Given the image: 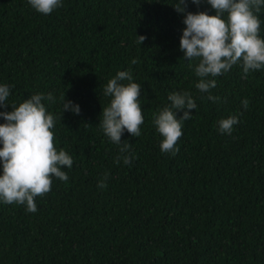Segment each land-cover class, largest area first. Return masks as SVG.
I'll list each match as a JSON object with an SVG mask.
<instances>
[{
    "label": "trees",
    "instance_id": "1",
    "mask_svg": "<svg viewBox=\"0 0 264 264\" xmlns=\"http://www.w3.org/2000/svg\"><path fill=\"white\" fill-rule=\"evenodd\" d=\"M176 3L62 0L43 15L27 0H0V84L11 89L0 111L52 93L56 103H44L56 117L55 144L73 158L62 169L68 181L53 177L36 212L0 202V264H264V69L244 78L234 66L210 90L220 102L208 100L179 48L186 25ZM186 11L215 14L206 0H189ZM260 19L264 38V8ZM127 70L141 85L144 116L139 137H121L132 145L129 165L115 162L119 146L99 127L104 87ZM185 90L197 107L179 151L162 153L152 114ZM64 94L78 115H62ZM232 114L240 122L220 133L217 121Z\"/></svg>",
    "mask_w": 264,
    "mask_h": 264
},
{
    "label": "clouds",
    "instance_id": "2",
    "mask_svg": "<svg viewBox=\"0 0 264 264\" xmlns=\"http://www.w3.org/2000/svg\"><path fill=\"white\" fill-rule=\"evenodd\" d=\"M189 0H177L172 6L184 14L183 29L179 48L188 61V67L199 78L195 84L201 93H209L208 100L220 102L219 96L211 95L210 90L217 86L216 77L229 72L234 66L242 69L244 78L250 71L264 69V38L261 37L260 14L264 0H206L215 14L206 11L187 12ZM202 0H191L199 6ZM38 13L51 14L62 6V0H27ZM141 45L145 36H137ZM195 62V63H193ZM133 65L138 59L131 61ZM126 82V83H125ZM10 86L0 84V108H7ZM104 95L110 98L102 109L99 127L104 135L119 146V155L125 165L132 161L131 144L121 140L125 130L132 137L141 135L140 126L144 123L141 104V85L134 82L131 70L119 71L108 80ZM170 104L158 107L152 114V123L162 137V153L175 155L179 148L177 141L183 135V122L192 119L189 110L197 105L189 91H171L167 97ZM62 115L65 111L80 113V108L72 101L61 97ZM44 101L56 103L52 93L33 94L18 105L11 103V111H0L4 123H0V202L24 205L28 212H36L35 199L44 196L52 188L53 177L68 181L62 169L73 166L72 156L63 148L57 150L53 129L56 117L45 106ZM247 110L249 100L241 101ZM183 115L177 118L178 112ZM61 115V119H62ZM239 115L232 114L217 121L222 134L231 135L233 126L239 123ZM108 173L98 182V188L107 187Z\"/></svg>",
    "mask_w": 264,
    "mask_h": 264
}]
</instances>
